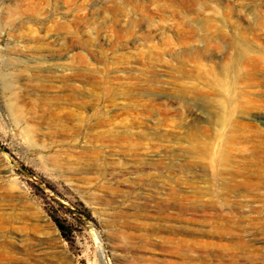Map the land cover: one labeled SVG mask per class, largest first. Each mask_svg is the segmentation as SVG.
<instances>
[{
	"label": "rangeland",
	"instance_id": "rangeland-1",
	"mask_svg": "<svg viewBox=\"0 0 264 264\" xmlns=\"http://www.w3.org/2000/svg\"><path fill=\"white\" fill-rule=\"evenodd\" d=\"M17 1L0 264H264V0Z\"/></svg>",
	"mask_w": 264,
	"mask_h": 264
},
{
	"label": "bare ground",
	"instance_id": "bare-ground-1",
	"mask_svg": "<svg viewBox=\"0 0 264 264\" xmlns=\"http://www.w3.org/2000/svg\"><path fill=\"white\" fill-rule=\"evenodd\" d=\"M7 1H11V0H7ZM47 0H18L17 2L20 4V5H22L23 7H24V9L22 10V12H20L19 13V15H21L22 14V16H24L23 14H24V12H31L32 10L33 11H35L36 9H37V7H39V6H41V5H43L45 2H46ZM8 7H7V5H4L3 6V11L4 12H6V9H7ZM39 9V8H38ZM17 10H19V9H17ZM13 11V10H12ZM17 12V11H16ZM8 13H10V12H8ZM13 14H15L14 12H13ZM9 15V14H8ZM16 15V14H15ZM27 15V14H26ZM13 16V19L15 18L14 17V15H12ZM21 17V16H20ZM20 19V18H19ZM7 20H10V18L9 19H5V20H3V29H4V31H5V29H8L9 27H10V23H9V21H7ZM14 21V20H13ZM24 23V22H23ZM14 28V27H13ZM32 29V28H31ZM24 31V30H23ZM30 31V30H29ZM20 32V31H19ZM24 32H26V31H24ZM24 32H23V34H24ZM21 33H22V31H21ZM32 33V32H31ZM30 33V34H31ZM10 34H12V32L10 33ZM16 34V33H15ZM19 34V33H18ZM29 34V33H28ZM27 34V36H29ZM22 36H25V35H22ZM31 36H33V35H30V37ZM23 38V37H22ZM26 39V38H25ZM24 45V44H23ZM20 47V46H19ZM20 49V48H19ZM18 59H20L19 57H18ZM4 81H6V80H4ZM4 85H6L5 87L6 88H9L10 87V83L8 82V81H6L5 82V84ZM14 110H15V107H14V105L13 104H11V105H9V112H11V113H14ZM4 249V248H3ZM40 250V249H39ZM35 251H38V250H35ZM2 255V254H1Z\"/></svg>",
	"mask_w": 264,
	"mask_h": 264
},
{
	"label": "trees",
	"instance_id": "trees-1",
	"mask_svg": "<svg viewBox=\"0 0 264 264\" xmlns=\"http://www.w3.org/2000/svg\"><path fill=\"white\" fill-rule=\"evenodd\" d=\"M56 222H57L59 228H60L61 230H64V226L60 223V221L57 220Z\"/></svg>",
	"mask_w": 264,
	"mask_h": 264
}]
</instances>
